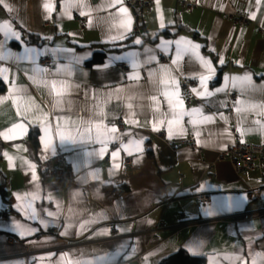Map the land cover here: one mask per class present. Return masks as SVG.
<instances>
[{
  "label": "crops",
  "instance_id": "1",
  "mask_svg": "<svg viewBox=\"0 0 264 264\" xmlns=\"http://www.w3.org/2000/svg\"><path fill=\"white\" fill-rule=\"evenodd\" d=\"M142 1L0 4V264H158L179 249L264 264V165L238 174L216 160L235 142L264 144V0ZM188 138L202 150L170 147ZM59 153L68 183L38 168Z\"/></svg>",
  "mask_w": 264,
  "mask_h": 264
},
{
  "label": "built area",
  "instance_id": "2",
  "mask_svg": "<svg viewBox=\"0 0 264 264\" xmlns=\"http://www.w3.org/2000/svg\"><path fill=\"white\" fill-rule=\"evenodd\" d=\"M180 5L186 7L187 11H190L192 5H187L185 1H179ZM130 6L132 8H141L148 7V1L142 0H130ZM230 15H227L229 18ZM232 21L237 25H244L247 23L248 18L245 15H233L231 16ZM137 33V29L134 31ZM162 61H166L165 58L161 59ZM53 63V59L50 57L41 58L40 64L42 65H51ZM195 86L194 81H189L184 84L186 89H192ZM191 147L198 151H201V147L198 146L196 141L193 138H188L182 141H171L170 147L173 150L178 149L179 147ZM216 160H227L235 165L236 172L238 174H244L252 169H261L264 165V144L254 145L247 144L241 142H235L228 149L221 150L217 152ZM127 162V159H126ZM39 171L42 173L44 177L54 178L63 183H68L73 180V167L66 160V157L59 153L54 157L45 160L38 165ZM249 197H256V193L251 191L249 192ZM197 200L199 205L205 206L211 200V195L209 194H201L197 196ZM258 210V215L256 217H261L264 215V201H260ZM7 212L4 211L1 214L2 218H5ZM254 216L249 217V219H253ZM163 225L162 220L155 221V223L149 228V234L151 237L156 238L157 230ZM139 260V259H136Z\"/></svg>",
  "mask_w": 264,
  "mask_h": 264
},
{
  "label": "trees",
  "instance_id": "3",
  "mask_svg": "<svg viewBox=\"0 0 264 264\" xmlns=\"http://www.w3.org/2000/svg\"><path fill=\"white\" fill-rule=\"evenodd\" d=\"M184 30L183 27H180L179 31ZM163 35L166 36H171L174 34L169 33L168 31L162 32ZM24 38L25 42L27 44H41L43 39L40 38L38 35L35 34H28L24 33ZM197 36V34H195ZM105 52L102 53H95L91 60H89L86 64L87 65H93L95 63H100L104 60ZM4 89V84L0 82V91H3ZM38 132L37 130H31L29 133V139L31 140L33 147H37L38 143ZM0 182H1V187L3 186L4 182V175L0 171ZM128 190L127 187H121L117 189L116 191L121 193V192H126ZM2 194L4 193V189H1ZM158 264H206V258L202 255H192L186 252L183 249H179L176 252L170 254L169 256L163 258Z\"/></svg>",
  "mask_w": 264,
  "mask_h": 264
},
{
  "label": "snow or ice",
  "instance_id": "4",
  "mask_svg": "<svg viewBox=\"0 0 264 264\" xmlns=\"http://www.w3.org/2000/svg\"><path fill=\"white\" fill-rule=\"evenodd\" d=\"M117 2H119V0H117ZM257 2L259 3V0H257ZM3 3H4V0H0V4H3ZM5 6H7V5H5ZM113 6H114V5H113ZM44 7H45V9L50 10V5H49V4L46 3V4L44 5ZM120 11L123 12L124 9H120ZM253 18H255V17L253 16ZM5 27H10V26H8V25L6 24ZM5 35H8V33H6ZM10 35H11L13 38L17 39V40L20 39L19 34H18L17 32H15V31H10ZM137 43H139V41H137ZM0 59H2V56H0ZM209 71H211V69H209ZM130 78L138 79V77H130ZM205 79H207V77H202V78H201V83H202V84H203V82H204ZM233 79H235V78H233ZM247 79H248V78L245 77V80H247ZM56 83H57L56 81H53V82H52V89H53V91L55 92L56 96L58 97L56 103L59 104V103L62 102V101L59 99V97H61V96L63 95V91H56ZM161 83H163V81H161ZM66 87H67V86L65 85L64 88L66 89ZM17 91L19 92V91H23V90H17ZM164 94L167 95L166 92H165ZM207 95H211V93L209 92V93H207ZM152 99L155 101V97H152ZM169 107H170V108L172 107V102H171V101H169ZM221 118H223V117H221ZM58 119H59V118H58ZM204 119H205V120H208V121H211V120H212V117H210V116H205ZM17 127L22 128L23 126H22V125H17ZM97 127H99V125H97ZM110 131H111V132H115L116 130H115V128H112V129H110ZM62 139H63V137H62ZM116 155H117V153H113V157H114V158L116 157ZM227 206H228V207H231L232 205L229 204V205H227ZM238 259H239V258H238Z\"/></svg>",
  "mask_w": 264,
  "mask_h": 264
}]
</instances>
